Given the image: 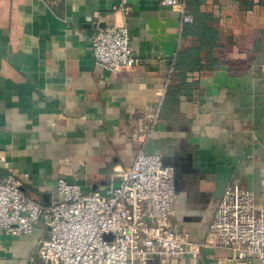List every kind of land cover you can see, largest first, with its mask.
<instances>
[{
	"label": "crops",
	"instance_id": "0c3cea01",
	"mask_svg": "<svg viewBox=\"0 0 264 264\" xmlns=\"http://www.w3.org/2000/svg\"><path fill=\"white\" fill-rule=\"evenodd\" d=\"M161 1L0 0V178L16 174L30 198L52 204L58 179L103 192L144 148L174 170L170 221L201 241L228 185L257 194L264 179V0H195L215 47L181 76L192 16L185 9L182 23ZM111 22L127 26L136 60L114 73L91 50ZM45 237L41 226L4 236L0 264H39ZM230 256L205 249L196 264Z\"/></svg>",
	"mask_w": 264,
	"mask_h": 264
},
{
	"label": "built area",
	"instance_id": "2783aa9c",
	"mask_svg": "<svg viewBox=\"0 0 264 264\" xmlns=\"http://www.w3.org/2000/svg\"><path fill=\"white\" fill-rule=\"evenodd\" d=\"M161 3L176 9L182 23L190 21L185 0ZM91 50L95 64L111 73L136 63L124 24L98 28ZM56 190L60 201L43 204L22 190L16 174L1 177L0 246L4 236H29L41 226L39 264H182L183 258L196 264L205 249L230 252L231 264H264V179L257 194L228 185L201 241L170 221L174 170L144 148L103 192L85 193L64 179Z\"/></svg>",
	"mask_w": 264,
	"mask_h": 264
},
{
	"label": "trees",
	"instance_id": "16d2710c",
	"mask_svg": "<svg viewBox=\"0 0 264 264\" xmlns=\"http://www.w3.org/2000/svg\"><path fill=\"white\" fill-rule=\"evenodd\" d=\"M185 9L188 15L192 16V23L185 24L183 29L185 34L191 33L194 38L191 47H187L180 51L175 64L174 71L178 75L184 72L193 71L196 67L200 68L202 61L208 62V49L215 47L214 36L211 34V29L204 23V15L199 13V1L185 0Z\"/></svg>",
	"mask_w": 264,
	"mask_h": 264
},
{
	"label": "water",
	"instance_id": "95a60500",
	"mask_svg": "<svg viewBox=\"0 0 264 264\" xmlns=\"http://www.w3.org/2000/svg\"><path fill=\"white\" fill-rule=\"evenodd\" d=\"M107 238V237H106Z\"/></svg>",
	"mask_w": 264,
	"mask_h": 264
}]
</instances>
